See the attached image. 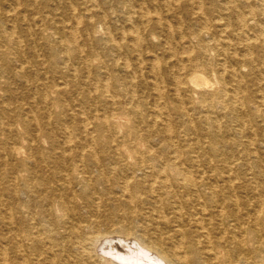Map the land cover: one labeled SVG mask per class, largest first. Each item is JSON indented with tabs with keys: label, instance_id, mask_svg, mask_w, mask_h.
Instances as JSON below:
<instances>
[{
	"label": "rangeland",
	"instance_id": "rangeland-1",
	"mask_svg": "<svg viewBox=\"0 0 264 264\" xmlns=\"http://www.w3.org/2000/svg\"><path fill=\"white\" fill-rule=\"evenodd\" d=\"M234 1L0 0V218L19 235L22 251L29 253L25 239L31 232L40 233L42 244H47L48 233L42 231L39 218L64 244L73 240L72 225L88 226L84 233L92 231L114 239L113 230L127 220L124 211L129 208L120 198L115 200L117 194L106 186L89 189V185L73 182L70 189L64 188L63 176L70 171L77 152L92 150L103 165L97 169L89 165V159L84 165L94 176L101 172L112 178L109 168L122 164L108 144L121 137L124 129L134 128L137 137L132 133L131 139L155 153L161 163L170 149H194L198 141L209 140L197 133L210 122L202 113L191 112L188 99L193 96L202 101L209 89L185 84L189 73L181 68L188 51L199 54L201 61L208 54L198 49L204 42V29L199 25L204 10L218 16L223 4H257L256 0ZM241 70L245 72L244 67ZM261 78L257 73L247 75L243 93L253 98L263 94ZM83 115L89 121L86 126L79 120ZM102 115L114 132L97 129ZM116 118H121V127L112 122ZM231 118L220 119L227 132L221 133L219 140L229 145L215 156L203 149L200 159L211 156L209 162L224 178L230 173L241 181L264 185V138L255 126L251 135L255 146L244 147L240 142L245 136L229 134L236 124ZM247 159L253 160V166L245 165ZM57 194L75 215L57 217L56 203L46 204ZM95 198L96 203L91 202ZM137 220L145 228L153 226L149 219ZM135 225L131 231L140 233L141 228L134 229ZM178 225L180 231L189 232L186 219ZM158 227L162 232L170 229ZM3 234L7 233L1 224L0 240ZM95 247H90L93 258L85 264H105L99 263ZM65 252L71 259L76 256L70 248ZM5 253L6 261L16 260L8 247Z\"/></svg>",
	"mask_w": 264,
	"mask_h": 264
},
{
	"label": "bare ground",
	"instance_id": "bare-ground-1",
	"mask_svg": "<svg viewBox=\"0 0 264 264\" xmlns=\"http://www.w3.org/2000/svg\"><path fill=\"white\" fill-rule=\"evenodd\" d=\"M256 2V5L223 4L218 16L204 10L199 24L204 29V42L198 45V49L208 54L201 61L199 54H188V51L184 59L186 63L181 69L189 73L185 84L192 85V88L203 85L209 89L202 101L188 97L191 112L195 115L202 113L210 122L202 132L197 133L205 135L208 141H198L195 150L189 147L170 149L161 163L155 153L138 147L131 139L132 133L137 137L134 128L133 132L124 129L121 137L110 139L108 144L113 157L122 164L120 168H109L112 178L101 172L94 176L84 165L85 159H89V165L97 169L103 165L92 150H81L75 154L77 159L73 160L70 171L63 176L64 188L70 189L73 182L89 185V189L104 185L115 191L117 196L111 191L115 200L120 198V202L130 210L124 211L127 220H122L124 216L120 215L122 222L113 230V235L116 234L114 239L92 231L86 234L84 230L88 226L80 228L79 225H72L73 240L64 244L60 236L52 233L51 227L39 218L42 231L48 233L47 244H42L40 233H28L25 239L30 249L27 256L20 248L19 235L0 218V225L7 233L3 234L4 241L0 240L6 242L0 244L1 264H85V260L93 258L89 252L92 245L96 246L99 263L105 264H264V185H256L250 180L241 181L230 173L225 174V179L223 173L217 172L209 162L219 149L229 145L219 140L220 134L227 132L221 127L220 119L223 117L232 116L231 121L236 124L229 134L245 136L247 139L240 142L244 147L255 146L251 137L255 126L264 138V93L253 98L242 90L247 75L257 73L264 80V0ZM168 31L173 34L170 28ZM242 67L245 68L244 73ZM102 88L107 91L105 84ZM82 118L80 122L88 125L86 115ZM98 121L97 129L107 128L109 132H114L104 115L99 116ZM112 122L116 127L122 125L121 118ZM203 149L211 154L209 160L200 159L199 153ZM252 161L247 159L245 165L253 166ZM95 200L98 199L91 202L96 203ZM53 203L57 205V217L60 219L76 214L68 209L60 194L46 202L49 205ZM138 218L151 220L153 226L145 228L139 224ZM185 219L190 225L186 233L180 231L178 225ZM133 224H138L134 229L140 227V233L131 231ZM159 225L170 229L162 232L158 230ZM111 243L114 245L111 246ZM7 247L16 258L14 262L3 258ZM67 248L76 254L74 259L66 255Z\"/></svg>",
	"mask_w": 264,
	"mask_h": 264
}]
</instances>
